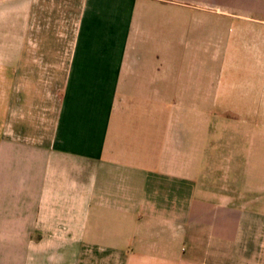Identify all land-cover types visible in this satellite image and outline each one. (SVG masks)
Returning a JSON list of instances; mask_svg holds the SVG:
<instances>
[{"label": "crops", "instance_id": "obj_1", "mask_svg": "<svg viewBox=\"0 0 264 264\" xmlns=\"http://www.w3.org/2000/svg\"><path fill=\"white\" fill-rule=\"evenodd\" d=\"M39 1L0 0V264H264V0H83L60 97Z\"/></svg>", "mask_w": 264, "mask_h": 264}, {"label": "rangeland", "instance_id": "obj_2", "mask_svg": "<svg viewBox=\"0 0 264 264\" xmlns=\"http://www.w3.org/2000/svg\"><path fill=\"white\" fill-rule=\"evenodd\" d=\"M82 7L83 0H42L38 2L37 9L43 10V21H39L43 27H39L35 36L41 43L42 57L45 58L44 61H47L46 65L41 67V71L42 76L48 74L49 78H53V80H38L34 84L38 89L41 86L44 90L49 89L51 97H60L62 94L64 86L62 78L66 76L69 68ZM217 35V33L210 32L212 40ZM30 68H34V66H30ZM213 71L218 73L219 66H215ZM10 116L14 118L15 111ZM6 128L8 129L7 126ZM256 158L253 169L259 174L264 173V144L258 145ZM258 184L259 189L264 188V178H258ZM257 200L259 206L264 205V192L257 193Z\"/></svg>", "mask_w": 264, "mask_h": 264}]
</instances>
